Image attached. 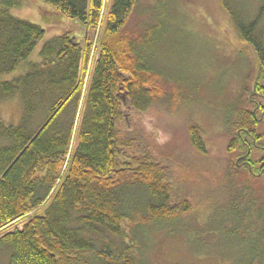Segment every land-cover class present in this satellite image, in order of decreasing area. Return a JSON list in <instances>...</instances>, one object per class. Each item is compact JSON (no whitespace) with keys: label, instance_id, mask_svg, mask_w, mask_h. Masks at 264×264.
<instances>
[{"label":"trees","instance_id":"trees-1","mask_svg":"<svg viewBox=\"0 0 264 264\" xmlns=\"http://www.w3.org/2000/svg\"><path fill=\"white\" fill-rule=\"evenodd\" d=\"M23 1L1 0L0 7V75L17 72L0 80V103L17 96L23 105L17 125L0 115V249L8 253L6 264H153L150 252L165 234L178 232L206 246L208 235L225 230L233 236L230 250L250 249L239 264H264V193L258 204L252 184L230 180L234 200L221 223L186 225L190 203L175 200L167 166L128 126L130 114L172 97L166 85L173 79L158 63L169 25L147 23L125 34L138 0H112L106 17L107 0H41L56 16L89 27L105 21L108 38L100 42L86 84L92 43L83 47L63 33L33 59L46 30L11 13ZM221 5L239 39L255 50L253 88L264 93V26L258 23L264 3L253 19L240 3ZM231 110L230 150L247 153L251 147L260 172L261 121L253 109L234 104ZM249 132L256 142L246 138ZM189 133L192 145L206 153L199 124H191ZM22 219L21 228H9Z\"/></svg>","mask_w":264,"mask_h":264},{"label":"rangeland","instance_id":"rangeland-1","mask_svg":"<svg viewBox=\"0 0 264 264\" xmlns=\"http://www.w3.org/2000/svg\"><path fill=\"white\" fill-rule=\"evenodd\" d=\"M229 2L245 6L247 16L253 19L264 0ZM104 4L102 13L106 17L112 0ZM54 11L57 12L53 6L41 0H24L21 6L11 9L13 15L46 30L32 54L33 59L39 58V51L48 39L63 33L75 37L83 47L92 43L85 75L87 84L100 42L108 38L105 21L93 28L59 12L56 16ZM147 23H165L164 29L167 25L171 28L170 35L161 40L159 56L162 59L158 58V63L173 79L174 85H166L172 89V97L143 114L129 113L128 126L167 166L175 200L190 203V210L184 214L186 225L220 224L230 213L228 208L234 200L230 180L237 179L239 186L244 181L252 184L251 192L255 191L260 199L258 204L264 193V168L259 172L253 167L246 168V161L239 162L244 153L231 152L230 142L235 133L227 125L234 104L253 109L258 117H264V109L260 107L264 105V98L253 88L259 73L255 50L239 39L221 0H138L124 33H135ZM258 23L264 26V15ZM16 74L0 75V80ZM177 88L181 94L176 92ZM82 102L85 103V97ZM22 113V100L17 96L0 103V115L8 124H19ZM193 123L201 127L206 153L199 152L191 143L189 127ZM261 128L264 129V124ZM75 142L74 137L73 145ZM23 223L24 219L18 220L9 228H21ZM219 235H208L207 245L202 246L200 242H188L178 232L165 234L150 252L152 263L239 264L243 253L250 249L241 246L230 250L226 244L233 236L227 230ZM7 260L8 253L0 249V264H6Z\"/></svg>","mask_w":264,"mask_h":264},{"label":"flooded vegetation","instance_id":"flooded-vegetation-1","mask_svg":"<svg viewBox=\"0 0 264 264\" xmlns=\"http://www.w3.org/2000/svg\"><path fill=\"white\" fill-rule=\"evenodd\" d=\"M260 95H262V97L264 98V93H261ZM260 107H263V109H264V105L262 106V105H260ZM255 111V110H254ZM262 118H264V117H259V120L261 121L260 123H261V125H260V128H259V135L261 134V135H263L264 134V129H262L261 127H262V125L264 124V119H262ZM249 136L248 137H246L248 140H252V141H254V142H256L257 141V139H256V137L254 138L253 137V133H250L249 132V134H248ZM242 139H243V141H245L244 140V138L242 137ZM245 142H247V141H245ZM257 146V149H259V150H262L263 151V153H264V144H257L256 145ZM252 152V150H251V147H248V151H247V153H244V154H242L240 157H239V162H240V160H244V161H246V163H247V165H249V168H252L253 167V164H252V160H251V158L249 157V154ZM242 158H244V159H242ZM246 159V160H245Z\"/></svg>","mask_w":264,"mask_h":264}]
</instances>
